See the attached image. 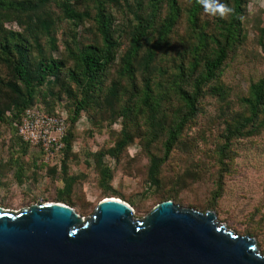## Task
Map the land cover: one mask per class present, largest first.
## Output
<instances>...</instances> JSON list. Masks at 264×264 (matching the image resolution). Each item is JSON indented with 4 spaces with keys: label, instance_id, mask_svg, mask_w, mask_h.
Here are the masks:
<instances>
[{
    "label": "trees",
    "instance_id": "trees-1",
    "mask_svg": "<svg viewBox=\"0 0 264 264\" xmlns=\"http://www.w3.org/2000/svg\"><path fill=\"white\" fill-rule=\"evenodd\" d=\"M221 2L233 10L225 17L206 12L200 0H0V127L15 136L22 154L30 146L42 157L16 125L26 109L59 115L61 106L66 112L58 203L74 204L78 178L68 174L66 162L75 157L74 127L85 113L95 129L121 118L119 130L109 132L112 146L89 153L106 198L117 191L104 157L119 161L136 143L148 159L156 204L214 210L236 145L264 132V74L244 90L226 80L237 63L264 58L253 47L264 52L263 19L250 20V0ZM251 25L256 31L248 45ZM208 99L216 113L201 126ZM175 153L196 160L167 185L162 171ZM205 178L212 181L207 198H182Z\"/></svg>",
    "mask_w": 264,
    "mask_h": 264
},
{
    "label": "rangeland",
    "instance_id": "rangeland-1",
    "mask_svg": "<svg viewBox=\"0 0 264 264\" xmlns=\"http://www.w3.org/2000/svg\"><path fill=\"white\" fill-rule=\"evenodd\" d=\"M247 10L251 21L253 15H258L263 19L264 26V0H250ZM254 31L256 29L253 30L251 25L248 45H251ZM256 46L253 44L257 54L263 57V49ZM237 65L228 69L226 80L240 90L246 88L249 79L255 80L264 74V58L256 62L244 60ZM207 101L206 112L198 121L201 126L209 125L208 122L216 113L214 101ZM57 110L66 117V112L61 106L57 107ZM120 122L121 118L111 127H106L104 123L102 128L95 129L93 120L82 113L75 124V141L72 146V154L75 157L70 155L66 164L68 174L78 178L71 194L74 202L72 208L84 218L90 216L97 204L110 195L101 189L96 166L89 153L112 146L109 132L118 131ZM196 130L197 128H194L188 132L192 134ZM12 135L8 128L0 127V208L17 212L32 205L58 203L59 192L64 188L61 162L45 163L43 155L40 157L30 146H27V153L22 154L20 144ZM233 157L230 173L223 178L222 195L213 212L218 222L239 235H247V230H251L252 237L264 254V132L252 141L238 143ZM15 160L21 166L22 174L16 172L13 163ZM195 160L196 158L189 161L184 155L175 153L163 167V182L167 185H170L171 181L175 182V176L183 168L192 166ZM103 162L114 173L111 185L117 191L116 199H125L132 207L135 218L146 216L158 199L153 195L154 188L147 182L148 159L140 147L135 143L128 147L126 154L119 161L106 155ZM211 188V178H205L198 185L186 189L182 198L200 202L208 197Z\"/></svg>",
    "mask_w": 264,
    "mask_h": 264
},
{
    "label": "water",
    "instance_id": "water-1",
    "mask_svg": "<svg viewBox=\"0 0 264 264\" xmlns=\"http://www.w3.org/2000/svg\"><path fill=\"white\" fill-rule=\"evenodd\" d=\"M0 264H264V254L211 210L168 200L138 219L104 198L86 218L62 203L0 208Z\"/></svg>",
    "mask_w": 264,
    "mask_h": 264
},
{
    "label": "built area",
    "instance_id": "built-area-1",
    "mask_svg": "<svg viewBox=\"0 0 264 264\" xmlns=\"http://www.w3.org/2000/svg\"><path fill=\"white\" fill-rule=\"evenodd\" d=\"M16 129L23 142L40 147L45 163H60L66 129L63 115H47L38 109H26Z\"/></svg>",
    "mask_w": 264,
    "mask_h": 264
},
{
    "label": "clouds",
    "instance_id": "clouds-1",
    "mask_svg": "<svg viewBox=\"0 0 264 264\" xmlns=\"http://www.w3.org/2000/svg\"><path fill=\"white\" fill-rule=\"evenodd\" d=\"M200 2L204 10L213 16L219 15L220 17H225L233 11L227 4L222 3L221 0H200Z\"/></svg>",
    "mask_w": 264,
    "mask_h": 264
}]
</instances>
